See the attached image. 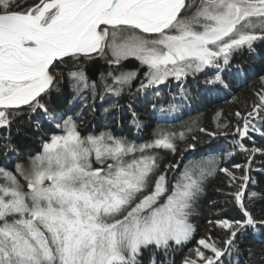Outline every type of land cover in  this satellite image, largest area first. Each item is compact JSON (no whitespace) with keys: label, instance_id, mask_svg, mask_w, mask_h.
I'll list each match as a JSON object with an SVG mask.
<instances>
[{"label":"snow or ice","instance_id":"1","mask_svg":"<svg viewBox=\"0 0 264 264\" xmlns=\"http://www.w3.org/2000/svg\"><path fill=\"white\" fill-rule=\"evenodd\" d=\"M28 3L0 0V128L11 127L27 108L29 116L42 110L61 131L42 144L29 168H0V264H143L149 248V264H158L157 252L167 258L195 238L197 226L190 218L198 215L209 177L218 173L234 191H216L238 206L240 218L217 214L208 219L206 233L180 264H226L225 256L239 253L238 236L251 229L264 237V218L249 210L253 201L264 198L249 188L258 184L250 175L253 155L264 156V147H257L252 137H264V76L256 99L232 114L242 121L234 129L222 108L211 116L214 130L200 126L198 118L182 124L179 132L174 126H157L141 144L111 133L83 137L76 123L90 107L81 95L84 90L91 89L95 99L102 87L104 100L106 93L118 96L138 78L139 69L122 70L129 58L147 69L138 92L153 90L160 97L155 89L169 77L182 81L205 69L217 70L205 83L227 88L219 70L235 53L264 43V0H32L26 7ZM95 56L110 66L106 74L100 72L99 81H90L82 66L68 71L76 93L69 103L80 99L81 109L71 115L50 112L43 97L64 78L57 63ZM237 102L239 97H233L232 103ZM129 109L133 125L142 130L143 121L132 105ZM195 133L212 140L232 136L233 152L224 156L239 149L252 154L247 155L249 163L221 168L213 155L189 161L183 169L181 161L169 162L161 170L160 150L183 159L197 149L200 137ZM245 140L253 146L247 147ZM177 141L185 147L180 149ZM237 169L244 174L238 177ZM217 228L226 230L225 239L212 235Z\"/></svg>","mask_w":264,"mask_h":264},{"label":"trees","instance_id":"2","mask_svg":"<svg viewBox=\"0 0 264 264\" xmlns=\"http://www.w3.org/2000/svg\"><path fill=\"white\" fill-rule=\"evenodd\" d=\"M20 2L23 3V0ZM31 3L32 0H29L26 7L31 6ZM73 65L82 66L90 81H99L100 72L106 74L110 70L107 60L98 56L92 60L81 58L78 62L66 60L63 64L57 63L59 70L64 73V78L52 88L48 95L43 97V102L47 104L50 112L71 115L81 109L82 102L80 99L73 101L72 104L69 103L76 95L68 78V71L73 68ZM131 69H139L138 78L132 81L130 85L123 86V90L118 96L106 93L104 100H101L99 93L103 91L102 87L97 88L95 99H93L91 89L81 93L86 104L90 105V107H85L83 115L76 119L78 131L83 137L111 133L113 136L127 137L130 141L141 144L152 138V131L157 126L165 128L174 126L175 130L179 132L182 130L180 127L182 124L198 118L200 126L214 130L211 116L218 108L223 109L224 116L230 120L233 129L238 123L242 125V121H238L232 114L237 110L243 112L245 103L250 104L252 100L256 99L254 92L259 91L260 77L264 76V43H255L252 51L245 47L243 51L233 55L229 65L219 70L224 84L228 86L227 88L220 83H205L207 79L213 78L217 72L216 69H205L202 73L184 77L182 81H176L169 77L168 82L162 88L157 86L155 89L162 92V96L156 97L153 90H149L147 94L137 91L147 69L141 67L134 58L122 62V70ZM119 70L121 69L117 68V73ZM55 71L56 69H53L54 73ZM107 83H113L111 77L107 79ZM181 88L184 90L183 94H181ZM233 97H239V102L232 103ZM129 105L133 106L138 113V118L145 125L140 131H137L132 123L133 118ZM153 105H155V109ZM170 105H175L176 109L171 110ZM106 108L109 109L107 112L105 111ZM161 108L165 111L161 112ZM23 112L24 115L19 116L11 127L0 128V168L14 171L17 164L24 165L26 169L29 168L31 158L42 152V144L51 135L60 134L61 130L55 127L56 122L48 120L42 110L32 113L31 116H29L27 108H24ZM37 122H39V127H37ZM195 134L200 137L197 141V149L185 153L183 159L179 153L172 154L160 150V155L163 158L161 170H163V165L169 162L181 161L179 168L183 169L189 161H197L213 155L219 157L218 167L221 168L231 169L234 164L249 163L247 155L252 154L246 155L239 149H236L232 156H224V153L233 152V146L230 143L233 139L232 136L227 139L220 137L212 140L202 133ZM252 137L257 147H264V137H261L259 133H252ZM244 142L249 148L253 146L252 141L245 140ZM8 143L12 145V148L6 147ZM177 143L180 149L185 147L183 142L177 141ZM13 150H17L19 154ZM91 159L95 161L94 153ZM94 166L99 165L94 164ZM251 168L250 175L257 180L258 184L255 187L249 185V188L264 194V171H260L264 169V156L255 153ZM235 172L238 177L244 174L239 169ZM0 182L3 181L0 180ZM217 188H220L222 193L234 191L223 173L209 177L206 182V193L198 202V215L190 218L191 222L197 226L195 238L181 250L169 252L167 258L162 252H157L158 264L165 259L167 261L174 260L175 264H180L183 256L188 254V249L195 247L196 241L206 233L208 219L217 218V214L220 215V218H240L238 206L228 196L217 193ZM210 201L215 202L214 205L209 203ZM249 210L257 219L264 218V198L253 201ZM212 235L219 239H225L226 230L217 228L212 232ZM262 239L264 237L255 236L251 229L243 236H238L239 253L234 252L230 256H225L226 264L228 261H231V264H264ZM152 252L153 249L151 248L144 250L143 264H149Z\"/></svg>","mask_w":264,"mask_h":264},{"label":"bare ground","instance_id":"3","mask_svg":"<svg viewBox=\"0 0 264 264\" xmlns=\"http://www.w3.org/2000/svg\"><path fill=\"white\" fill-rule=\"evenodd\" d=\"M16 154H19V153H17V150H13Z\"/></svg>","mask_w":264,"mask_h":264}]
</instances>
